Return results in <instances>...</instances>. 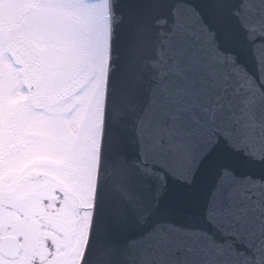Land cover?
<instances>
[{
    "label": "snow or ice",
    "instance_id": "1",
    "mask_svg": "<svg viewBox=\"0 0 264 264\" xmlns=\"http://www.w3.org/2000/svg\"><path fill=\"white\" fill-rule=\"evenodd\" d=\"M251 2L238 0L236 7L249 13L250 27H240L256 71L236 60L249 83L231 68L210 67L186 44L175 67L152 81L132 128L121 130L131 133L154 194L129 225L133 264H264V18L244 7ZM221 143L258 171L223 164L210 184H198L204 161ZM185 173L191 178L182 179ZM159 180L164 186L157 190ZM169 181L191 191L165 200Z\"/></svg>",
    "mask_w": 264,
    "mask_h": 264
},
{
    "label": "rangeland",
    "instance_id": "2",
    "mask_svg": "<svg viewBox=\"0 0 264 264\" xmlns=\"http://www.w3.org/2000/svg\"><path fill=\"white\" fill-rule=\"evenodd\" d=\"M17 16L25 21L14 34L11 28L19 23ZM108 50V0H0V151L4 150L0 155L13 144L22 148L4 159L3 186L8 194L0 203V234L20 236L24 243L20 257L8 260L0 256V264H32L34 255L47 256L40 257L39 264H74L86 216L82 211L78 226L79 205L88 204L91 187ZM74 137L76 147L71 150L77 153V160L69 164L77 171L78 156L83 152L85 157L82 187L68 168L67 225L77 244H69L66 261L60 263L55 255L60 249L54 248L55 253L51 249L49 257L37 242L48 229L40 233L37 225L42 221L38 223L36 218L44 214L52 221L62 212L44 206L39 194L43 183L36 181L34 193L25 194L14 190L20 175L14 178L6 173H20L37 157L60 156ZM28 151L31 156L26 158ZM40 166L57 177L63 172L47 161L33 168ZM50 236V241L59 240V235Z\"/></svg>",
    "mask_w": 264,
    "mask_h": 264
},
{
    "label": "water",
    "instance_id": "3",
    "mask_svg": "<svg viewBox=\"0 0 264 264\" xmlns=\"http://www.w3.org/2000/svg\"><path fill=\"white\" fill-rule=\"evenodd\" d=\"M238 0H108L109 50L105 81L98 169L95 181L87 237L79 264H133L127 258L126 238L133 233L129 225L140 218L141 202L154 199L153 189L142 179L137 147L131 143V129L145 93L162 70L175 67L179 51L194 44L198 56L214 68L228 67L237 78L250 82L244 69L236 63L244 60L255 72L251 50L243 45L240 23L250 27L248 11L237 14ZM264 18V6L244 5ZM239 15L240 19H237ZM180 25V27H178ZM182 33V43L178 36ZM264 77V72L261 73ZM223 164L241 171H258L242 158L231 154L221 143L204 161L198 184H210ZM185 173L182 179H190ZM164 181L157 182V190ZM189 189L169 181L165 200H178ZM8 245L10 252H5ZM0 250L17 256V239L4 236Z\"/></svg>",
    "mask_w": 264,
    "mask_h": 264
},
{
    "label": "flooded vegetation",
    "instance_id": "4",
    "mask_svg": "<svg viewBox=\"0 0 264 264\" xmlns=\"http://www.w3.org/2000/svg\"><path fill=\"white\" fill-rule=\"evenodd\" d=\"M17 21L19 22L18 24H15L14 27H12L11 31L12 33H17V29H18V25H21V22L25 21L23 20L22 16H17ZM100 131H101V123L98 126V130H97V135H96V140H95V146H94V156H93V170H92V177H91V187H90V193H89V198H88V204L83 205L82 203L79 205L80 207V212L78 213V226L81 225L82 220H83V214L82 211H84V213H86L85 216V220L83 222L84 224V231H83V236L79 242L78 245V250L76 252L75 258H74V264H78L80 261V258L82 256V252L84 249V245H85V241H86V237H87V232H88V227H89V221H90V215H91V209H92V204H93V195H94V188H95V181H96V176H97V169H98V157H99V145H100ZM10 134H13V132H9ZM76 137V136H75ZM73 138V143H71L70 145L67 146V150L65 148V151L63 149V154H61L60 156L54 158V157H37V161H35V163H30L29 165H26L24 167L21 168V172L16 174V173H6L8 175H12L14 176V178H18L19 175V179L16 183V186L14 187V190H21L26 192L25 194H29V193H34V191L38 188L36 181L43 183L44 185V189H42V192H39V194H41V199L42 202L44 203L45 207H49V209H51V207H54L55 210H59V212H62V214H57L56 217H54L51 220H48L44 214L40 215L39 218H36L37 222L39 223L40 221L41 224L37 225V228L40 230V233H43L44 230H46V228L48 229V231H46V234L44 235V237H41L40 234V238L37 241L40 244H43V248L47 249V253L46 255H48L49 257L52 255L50 253L51 249L54 251V248L60 249L59 251H57V253H55V255H59V262L61 263L65 258H67V248L69 247V244H71V242H73L75 244H77L76 238L74 236L73 233H69L68 230V225H67V195L69 193L68 187H67V181H68V168H70V173L72 178H75V182H80V185L82 187L83 185V173H84V163L82 160H84V154H80V156H78V161H76V164L78 163L79 166H77V171L74 170L69 162H71L73 159L76 158V152L75 150H71L73 147H76L75 144V140L76 138ZM10 147L9 152H5L4 155H0V203H2L4 195H7V190L4 189L3 183L5 178V175L3 174L5 171V161L4 159L9 155V153H13L15 150L16 151H20L22 148L19 144H13ZM33 149L31 148V151ZM81 150V149H80ZM79 150V151H80ZM4 150H1L0 152H3ZM31 151H28L27 153V157L31 156ZM83 151V150H82ZM27 152V151H26ZM25 159V158H23ZM77 160V159H75ZM45 161L51 163V165L53 166V168H57L59 167L60 170H62V174L57 177L55 175V173L53 172H47L44 168L38 167V168H33L35 165H43L45 164ZM26 163V162H25ZM53 180L55 181L54 183ZM48 182V184H47ZM76 184V183H75ZM76 209V213L79 211L78 207L75 208ZM3 211L0 210V213H2ZM72 212V216L74 214V209L72 208L71 210ZM41 229H44L43 231H41ZM51 233L59 235L58 238L59 240H53L50 241V235ZM4 236H8V235H4V234H0V239ZM43 236V235H42ZM12 238H15L18 240L19 242V246H20V250L17 256H9V255H5V253L3 251L0 250V256H2L5 259L8 260H13L16 259L18 257H20V255L22 254L23 251V242L20 236H9ZM5 252H10L9 246L6 245L4 247ZM63 250V251H62ZM62 251V252H61ZM61 252V253H59ZM54 255V256H55ZM45 258H47V256L43 255ZM40 256H36L34 255L33 258V263L32 264H39L40 262ZM44 257H41L42 259ZM66 261V259H65Z\"/></svg>",
    "mask_w": 264,
    "mask_h": 264
}]
</instances>
